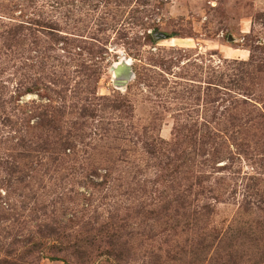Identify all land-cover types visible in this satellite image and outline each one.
Here are the masks:
<instances>
[{
	"label": "rangeland",
	"instance_id": "rangeland-1",
	"mask_svg": "<svg viewBox=\"0 0 264 264\" xmlns=\"http://www.w3.org/2000/svg\"><path fill=\"white\" fill-rule=\"evenodd\" d=\"M262 200L264 0H0V264H264Z\"/></svg>",
	"mask_w": 264,
	"mask_h": 264
},
{
	"label": "trees",
	"instance_id": "trees-1",
	"mask_svg": "<svg viewBox=\"0 0 264 264\" xmlns=\"http://www.w3.org/2000/svg\"><path fill=\"white\" fill-rule=\"evenodd\" d=\"M154 37H152V39H153ZM154 40V39H153ZM88 54H90L91 56H94V57H96L97 55H99V54H102V52H101V50H98L97 52H94V50H92V49H88ZM78 56H80V55H78ZM252 65V64H251ZM250 65V66H251ZM95 175V174H94ZM262 203L264 204V200H262ZM52 226H54V225H50L49 226V228H55V227H52ZM58 228H60V227H58ZM212 236H210V238H211ZM209 238V239H210ZM208 239V240H209ZM216 239V237H214L213 238V240L212 241H210V242H208V240H207V242L206 243H204L203 241H201V242H199V243H196V247H194V248H192V249H190V252H189V255H190V257L191 258H193V260L197 263V264H205V263H207V262H209V264H210V260H208V258H207V256H208V254H209V251L211 250V245H212V242H214V240ZM86 240H88V238L86 239ZM110 247V246H109ZM93 247L92 246H90V245H86V246H82V248H81V252H82V254H81V256L83 255V256H90L91 255V253L90 252H92L94 249H92ZM110 249H112V252L114 251L116 254H118L119 256L122 254V252H123V249L122 248H119V247H117V246H111L110 247ZM65 251H67V253L68 252H71V251H75V248H65ZM64 251V252H65ZM111 252V250H108V252ZM184 254V253H183ZM186 257H187V255L186 254H184ZM53 259V258H52ZM159 259H161V257H159ZM216 259V258H215ZM215 259H213L211 262L212 263H215L216 264V260Z\"/></svg>",
	"mask_w": 264,
	"mask_h": 264
},
{
	"label": "water",
	"instance_id": "water-1",
	"mask_svg": "<svg viewBox=\"0 0 264 264\" xmlns=\"http://www.w3.org/2000/svg\"><path fill=\"white\" fill-rule=\"evenodd\" d=\"M159 38L162 37L161 34H157ZM155 40H158L157 37H154ZM233 39H230V41ZM110 72L112 74V85L116 90H126L128 84L134 79L135 75L131 69V61L129 59H121L119 62L115 63Z\"/></svg>",
	"mask_w": 264,
	"mask_h": 264
}]
</instances>
